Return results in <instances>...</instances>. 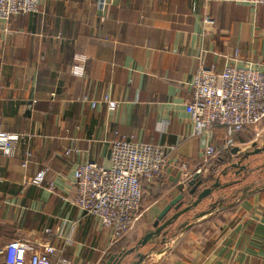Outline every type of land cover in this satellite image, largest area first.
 Wrapping results in <instances>:
<instances>
[{"label": "crops", "instance_id": "0c3cea01", "mask_svg": "<svg viewBox=\"0 0 264 264\" xmlns=\"http://www.w3.org/2000/svg\"><path fill=\"white\" fill-rule=\"evenodd\" d=\"M235 51L264 70V6L109 0L102 8L99 0H44L39 13L0 20V132L26 138L13 156L0 150V264L16 240L51 243L75 264H106L130 251L190 189L181 186L183 163L192 179H209L205 186L219 179L225 188L181 217L165 244L160 236L140 249L149 254L143 264H264V151L250 155L264 148V121L230 139L216 127L218 155L208 160L186 110L200 66L220 72ZM80 55L88 58L82 77L72 73ZM120 137L164 148L168 165L162 179L144 186L140 222L113 243L72 202L76 169L88 161L108 167ZM228 140L233 145L225 148ZM28 148L33 156L23 168ZM45 169L44 183L34 184ZM185 200L194 197L185 193ZM214 202L212 213L193 222ZM184 222L191 225L178 231ZM135 256L127 261L138 262Z\"/></svg>", "mask_w": 264, "mask_h": 264}, {"label": "built area", "instance_id": "2783aa9c", "mask_svg": "<svg viewBox=\"0 0 264 264\" xmlns=\"http://www.w3.org/2000/svg\"><path fill=\"white\" fill-rule=\"evenodd\" d=\"M44 0H0V20L9 22L12 18L39 13ZM249 6H264V0H205ZM102 8L109 6V0H99ZM207 25L212 21L208 18ZM86 56H76L72 68L74 76H84ZM222 71L215 66H200L190 87L192 95L186 110L193 128V136L203 139L205 156L214 159L218 151L212 144L216 127L225 129L228 138L259 125L264 121V70L254 62L240 59L235 51ZM110 110H116L118 103L109 102ZM25 136L0 132V150L5 156H13ZM227 141L225 148L232 146ZM73 149L66 151L72 154ZM28 148L22 164L26 168L32 158ZM109 166L93 161L81 164L75 171L76 196L72 202L81 212L96 218L102 227L111 232L112 242L127 237L140 222L143 211L144 184L152 185L166 174L167 152L164 148L136 142L134 137H120L111 143ZM183 191L193 180L188 165H180ZM49 169L41 172L33 181L44 183ZM48 189L54 192L50 185ZM188 191V190H186ZM4 264H75L64 257L63 251L51 243L34 244L28 240L11 242L4 250Z\"/></svg>", "mask_w": 264, "mask_h": 264}, {"label": "water", "instance_id": "95a60500", "mask_svg": "<svg viewBox=\"0 0 264 264\" xmlns=\"http://www.w3.org/2000/svg\"><path fill=\"white\" fill-rule=\"evenodd\" d=\"M263 151H264V148L262 150H258L254 153H251L250 155H256V154L262 153ZM203 185H204V181L201 179L200 175H197L189 183L190 189H188V191L185 192L186 194L188 193L189 196L194 197L193 201H186L185 193L175 198L159 214V216L157 217V220L155 221L153 225V230L147 232L146 236L142 240H140L136 244V246L132 248L130 251L124 252L123 254H120V255H113L112 257L109 258L106 264H143L144 261L148 259L149 254H139L140 249L144 248L150 242H152L155 238L160 237V236H163V244H165L167 241V236L169 235L171 231L170 230L171 227L174 226L181 217L192 212L196 207L202 204V202L205 199L211 198L214 192H217L225 188L224 185H221L219 183V179H217V181L214 184H212L211 186H207V187L205 186L200 192H198V189L202 187ZM218 203L214 202L213 204H211V206H209L207 210L195 214L193 218V222L198 221L204 216L212 213L215 210ZM172 211L174 213L170 214ZM188 225H191L190 222H184L183 224H180L178 226L177 230L182 231L188 228ZM173 235L174 234H172V236ZM132 254L136 255L135 257L138 259V262L131 263L127 261V258Z\"/></svg>", "mask_w": 264, "mask_h": 264}, {"label": "trees", "instance_id": "16d2710c", "mask_svg": "<svg viewBox=\"0 0 264 264\" xmlns=\"http://www.w3.org/2000/svg\"><path fill=\"white\" fill-rule=\"evenodd\" d=\"M201 177V176H200ZM201 179L204 181V185L202 186L203 188L205 187V185H207L208 184V182H209V179H207V178H203V177H201ZM146 184H144V186H145ZM202 187H200L199 189H198V192H200L203 188ZM207 187V186H206ZM144 200V199H143ZM142 206H143V201H142Z\"/></svg>", "mask_w": 264, "mask_h": 264}, {"label": "rangeland", "instance_id": "374dc122", "mask_svg": "<svg viewBox=\"0 0 264 264\" xmlns=\"http://www.w3.org/2000/svg\"><path fill=\"white\" fill-rule=\"evenodd\" d=\"M259 171H260V170H257V172H259ZM249 175L252 176L251 173H250V174H246V175H242V176H241V179H242V178H243V179L245 178L244 180H250L251 178H249V177H250Z\"/></svg>", "mask_w": 264, "mask_h": 264}]
</instances>
